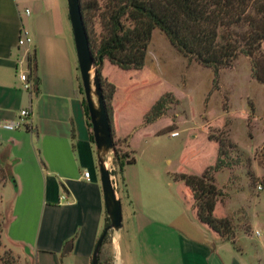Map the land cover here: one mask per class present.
Returning <instances> with one entry per match:
<instances>
[{"label":"crops","instance_id":"1","mask_svg":"<svg viewBox=\"0 0 264 264\" xmlns=\"http://www.w3.org/2000/svg\"><path fill=\"white\" fill-rule=\"evenodd\" d=\"M22 29L32 40L36 91L33 86L23 90L18 78ZM76 60L69 14L60 0H0V161L14 162L16 180L3 232L25 251L26 264H61L62 258L69 264H91L104 227L103 194L94 172ZM25 109L24 128H1ZM84 172L90 173L89 181ZM123 178L130 223L115 237L117 264H247L199 226L177 195L153 187L136 164L125 168ZM72 238V252L61 258Z\"/></svg>","mask_w":264,"mask_h":264},{"label":"trees","instance_id":"2","mask_svg":"<svg viewBox=\"0 0 264 264\" xmlns=\"http://www.w3.org/2000/svg\"><path fill=\"white\" fill-rule=\"evenodd\" d=\"M80 1L94 59V73L100 82L111 128L115 174L124 189L125 168L134 165L135 158L129 144L130 134L118 132V117L124 116L118 112L125 105L119 101L118 108L116 106L120 87L110 78V71L116 68L126 77L122 86L124 91L132 89L133 92L158 83L159 80L154 79V74L145 67L154 30L162 32L183 57L195 60L215 74L231 67L239 55L251 57L253 75L264 84V0H102L101 7H97L95 0L87 4ZM93 13H97L101 28L98 36L88 21ZM28 66L36 91L39 79L34 55L28 58ZM170 96L169 93L161 95L142 113L141 127L161 119ZM82 105L89 140L94 145L84 97ZM223 128L222 120L214 122L195 140L185 144L182 167L173 175V182L177 197L192 219L215 240L235 246V229L223 209L222 193L214 182V174L232 166L228 154L232 144ZM175 130L167 128L164 131L172 134ZM161 133L163 131L155 134ZM0 164L4 165L5 178L13 179L14 162L4 164L0 161ZM108 225L109 219L105 214L103 229ZM5 226L3 219L0 221V234ZM109 237L110 232L103 240L98 264L111 263L108 259L101 260L102 248L108 244ZM74 241L72 238L64 244L61 258L72 252Z\"/></svg>","mask_w":264,"mask_h":264},{"label":"rangeland","instance_id":"3","mask_svg":"<svg viewBox=\"0 0 264 264\" xmlns=\"http://www.w3.org/2000/svg\"><path fill=\"white\" fill-rule=\"evenodd\" d=\"M60 1L67 13V1ZM90 1L94 0H82L84 4ZM95 3L97 7L103 5L102 0ZM91 15L88 21L98 36L101 31L98 16L97 13ZM145 67L159 82L133 92L122 89L126 77L121 71L116 68L110 71V78L120 87L116 106L118 108L119 101L125 105L118 112L124 113L123 117H118V132L130 134L129 144L139 174L150 176L153 187L172 193L176 199L173 175L182 167L185 144L195 140L210 124L222 120L223 131L232 144L228 151L232 166L214 174V182L222 193L223 209L235 229V246L225 242L226 247L238 253L247 264H264V84L253 75L251 57L239 55L231 67L215 74L195 60L183 57L162 32L154 30ZM77 74L80 79L79 70ZM79 84L85 98L81 79ZM166 93L171 96L161 119L141 127L142 113ZM167 128L176 129L178 135L171 137L169 131H164ZM157 131L163 133L156 135ZM93 147L94 172L101 185L95 145ZM106 164L122 200L124 234L130 223L129 208L124 202V187L115 174L113 151ZM3 167L0 164V221L16 192L15 177L7 180ZM115 237L116 233L110 232L109 242L102 248L101 260L105 255L110 264H115L117 257V251H113ZM25 256L21 247L8 242L5 232L0 234V264H26ZM61 264L69 263L62 258Z\"/></svg>","mask_w":264,"mask_h":264},{"label":"water","instance_id":"4","mask_svg":"<svg viewBox=\"0 0 264 264\" xmlns=\"http://www.w3.org/2000/svg\"><path fill=\"white\" fill-rule=\"evenodd\" d=\"M66 1L80 78L92 126L104 207L109 219V225L103 229L92 255L91 264H98L100 249L105 236L109 232L117 234L122 229V206L121 201L117 197L116 189L113 186L111 174L106 166V160L113 149V139L100 82L97 75L92 73L94 70V59L90 49L80 1Z\"/></svg>","mask_w":264,"mask_h":264},{"label":"built area","instance_id":"5","mask_svg":"<svg viewBox=\"0 0 264 264\" xmlns=\"http://www.w3.org/2000/svg\"><path fill=\"white\" fill-rule=\"evenodd\" d=\"M25 14H29V10H25ZM31 37L29 33L25 30L22 29L20 32V36L18 39V48H22L24 50L23 55L19 58L17 61V70H18V78L19 81L22 84V88L25 91H29L32 89L33 83L29 79V68L28 67V58L31 56ZM26 66V69H25ZM29 117V111L28 110H21L19 113L18 119L11 121V122H5L2 123L1 128L7 131H16L20 130L25 127V122L27 121ZM178 133H172L171 137H176ZM83 178L87 181L90 180V173L89 172H84ZM112 183L114 188H117L116 181H113ZM260 189V188H259Z\"/></svg>","mask_w":264,"mask_h":264},{"label":"bare ground","instance_id":"6","mask_svg":"<svg viewBox=\"0 0 264 264\" xmlns=\"http://www.w3.org/2000/svg\"><path fill=\"white\" fill-rule=\"evenodd\" d=\"M107 165V164H106ZM114 242H115V239H114ZM115 246H116V242H115ZM119 256H118V254H117V257H116V262H115V264H117V262H118V258Z\"/></svg>","mask_w":264,"mask_h":264}]
</instances>
